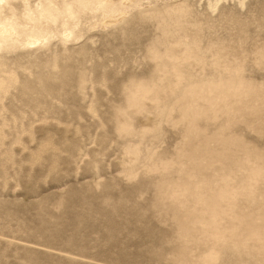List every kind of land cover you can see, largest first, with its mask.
Instances as JSON below:
<instances>
[{
  "label": "rangeland",
  "instance_id": "1",
  "mask_svg": "<svg viewBox=\"0 0 264 264\" xmlns=\"http://www.w3.org/2000/svg\"><path fill=\"white\" fill-rule=\"evenodd\" d=\"M121 4L0 0V264H264V0Z\"/></svg>",
  "mask_w": 264,
  "mask_h": 264
},
{
  "label": "bare ground",
  "instance_id": "2",
  "mask_svg": "<svg viewBox=\"0 0 264 264\" xmlns=\"http://www.w3.org/2000/svg\"><path fill=\"white\" fill-rule=\"evenodd\" d=\"M116 1H120V3H122L121 5H127L129 3V1L131 0H116ZM72 2V1H71ZM102 3V2H101ZM78 5V4H77ZM79 8V7H78ZM104 13V12H103ZM121 14V13H120ZM105 15V14H104ZM121 16V15H119ZM123 16V14H122ZM116 17V16H115ZM116 19H114V16L110 15V16H106L104 17V24L108 25L111 24L115 21ZM11 33V32H10Z\"/></svg>",
  "mask_w": 264,
  "mask_h": 264
}]
</instances>
